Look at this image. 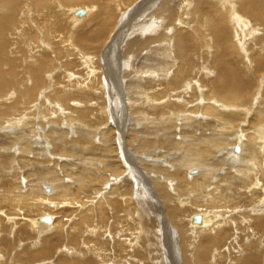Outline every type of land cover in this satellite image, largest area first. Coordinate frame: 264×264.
<instances>
[{
    "label": "bare ground",
    "instance_id": "1",
    "mask_svg": "<svg viewBox=\"0 0 264 264\" xmlns=\"http://www.w3.org/2000/svg\"><path fill=\"white\" fill-rule=\"evenodd\" d=\"M33 1L37 12L42 15L45 20L49 22V18H54L56 20L53 26L54 34H60L64 26L68 28L63 18L62 20L57 18L58 16L54 17V14L60 11L58 5L61 6L74 1L78 3H82L83 1L84 3L96 5L95 12H97V16L94 18L92 24V28L94 27V40L102 36L103 31L101 30L109 18L108 14L112 12L110 6H105L108 0H58V3L53 0ZM122 1L124 2V0ZM152 1L153 0H143L141 5L146 7V5L150 4ZM130 2L132 3V1ZM134 2H136V0ZM20 9H23L21 0H0V139L7 143L6 147L9 149V152L5 153L4 156L10 157L9 160H13L14 162V159L17 157L18 165H24V168L29 167L33 169L36 164L38 169H40L38 180L44 183L38 185L26 178L24 179L25 183L21 185V179L9 175V169L7 168L6 173L10 178H14L13 182L12 179L9 180L7 192L11 193L14 188L22 192H28L29 194L38 191L40 195L36 196V199L26 204V206H24L22 202L16 200H13V204L17 205L16 208L25 207V209L27 208L28 210H33L41 206L49 209L50 205H52L51 208L57 206L55 202H52L54 197H61V199L69 201L68 197L78 196L75 192H87L86 188H89V182V190H94L99 194L100 187L104 186L105 183H108L110 180L113 183L118 181L116 179L122 174L123 162L121 163L118 159L115 148L107 143L110 134L109 128L106 127V129H101L99 131L96 126L93 130V136L85 134L84 128L78 129V131H76L75 128L72 131H66L71 121L77 119V117L90 118V115L87 114L82 107L80 109L71 107L74 98H78L79 102L82 101V103L88 100H82L84 97L81 99V96L77 97L75 94H71L72 90L68 86H65L64 83L58 84L59 81L55 80V82L58 81V86H56L58 90L45 97L48 103L53 102L52 110L54 112V117H47L43 102L39 104L40 107H38L39 105L37 106L38 110L33 106V101H36V98L40 97L42 94L37 96L38 90L44 86L45 70L43 69V64L37 61L25 64L22 70V77L15 74L17 60L10 57L16 50H19L18 46H20L21 41L26 42V38H21V36L23 33L27 32L24 30L20 33V31L17 30L20 21ZM160 9L169 17L167 18L168 22H165V20L162 22L164 28L169 30L168 33L166 34L165 32L164 35L158 34V36L152 34L144 36L141 41L136 40V38L131 40L132 47L135 51H139L143 49V47L148 48L153 44H157L161 46L157 49H151V47L147 49L150 56H153V53H155L154 55L159 54L164 58H171V61L164 62L161 60L157 64V68L163 73L164 80L158 81L157 79L156 81L158 82L155 83V85L153 84L154 86H150L148 83L149 87L153 88L150 94H148L149 98L147 102H152L148 110L156 116L155 118L157 120H155V122L151 121L149 115L142 114V107L140 104L138 106L136 103H133V99H128V101H130V117L126 114L124 108H122L120 109V116L113 120V124H115V127H118L120 131L124 130L123 134L120 132V137L125 136L128 152L131 155L129 158L130 164L133 163H131V161L134 159L136 161V165H133V167L130 166V172L134 174L138 173L142 177V181L138 179V184L140 185V191H137L138 194L140 193L141 195L142 193V196H145L141 190V185L145 179L149 178L152 183L149 189L152 188L151 191L154 192L156 201L160 203L159 209L163 210V214L166 217L163 218L162 216V220L165 221V219L167 220L170 218L175 221L180 219L181 211L187 214L186 212L188 210L186 211L184 209L187 206H189V211H191L190 208L198 211L195 212V216H191V214L188 216L187 214L183 220L184 222L186 220L192 221L191 224L197 225L195 230H199V235L197 236L198 239H200V244L192 248L190 257L186 255V259L182 260V264H192V256L197 259V264H209L207 259L212 249L210 237L212 232L210 233L208 229L211 225H213V227L216 226L217 231H214V233L217 232L216 236L220 239L227 238L231 235V232L229 233V230L225 229V227L229 225L225 220L234 222L225 217L224 212L228 210L227 208H224L222 212L219 213L217 212L219 210L215 209V207L217 204L224 206L225 201L232 202L235 200L234 197H227L228 191L233 194L232 183L227 182L230 177H222L223 175L221 174H223V171L221 173L215 172L212 168L226 165L229 170L233 167L232 169L236 175L240 176L242 173L241 170L247 168H237L235 166H237L239 162L244 164L245 157L249 156L250 152L254 156L253 160L258 159L256 155L258 150H260V155L264 164V108H261L264 107V0H179L178 2H176V0H168L166 4L163 2L160 3ZM77 11H82V15L78 16L76 14ZM37 12H35V14ZM87 12H85V10L76 9L73 11V16L81 18L87 15ZM147 13H149V11H146L145 14ZM124 16L123 19H125ZM154 18L156 19V16L153 13L149 20L142 23V25L144 24L146 26L143 31L154 30V32H156L157 29L161 28V23L155 24L156 21H154ZM41 20L44 21L45 24L46 21L43 19ZM108 20L110 22V19ZM76 22L79 23L81 21ZM46 25H43V28L49 27ZM9 32L12 33L10 34L12 38L9 39L13 40L12 44L15 45L14 49L8 47ZM53 32H51V34ZM134 32L135 31H133L131 27L127 29L129 37H131V34ZM17 39L18 41H16ZM49 39L51 40V37ZM61 39L63 40L62 37ZM76 39V46H79L78 43H84L83 45H85L92 40L87 37L82 39L81 33L76 35ZM58 40H60V38ZM44 46H46V44H44ZM55 47L57 48V45ZM37 51L39 54L38 56H40L42 49L39 48ZM153 57L156 58L158 55ZM32 60L33 59H31V61ZM155 60L157 61V59ZM175 61L177 62L176 66ZM128 65L131 67L130 64ZM116 67H119V65H116ZM171 68H175V70H170ZM76 73L77 72H75L74 75ZM79 73L83 75L84 72ZM60 74L61 73L58 75ZM66 75L63 74L62 76ZM97 75H94L88 81L92 82L97 78ZM115 75L113 71L111 77L114 83V90L112 91V88H110L114 96L113 101L116 97L120 98L123 94V91L119 88L121 87L123 77H116ZM149 75L153 77L151 72ZM256 75L261 77H259L261 83L257 88V93L254 95L251 105L258 104L255 117L260 121L252 128L254 130V136H250V140L245 142L246 138L244 134H242L244 130H242V128H247V126H245L246 123H243L245 120V116L243 117V115H246V111L249 107L245 108L247 104L244 103V100L250 95L254 88L250 79H253ZM20 79L25 80L26 83L30 84V87L26 85L19 87L17 81ZM80 79H82V77H80ZM83 81L84 79L82 82ZM97 82L96 84H99ZM137 82H141L140 79ZM81 85H79V87ZM92 85L94 86L95 83ZM97 86L95 88L92 87V89L95 90L99 87ZM5 88H8V90ZM7 91H13L12 99H9L10 96ZM252 95L249 97L252 98ZM17 100L31 103L27 106L28 108L25 109ZM61 103L66 104V107L70 109H62V114L60 116L59 109H57L56 106H60L61 109ZM74 105L78 106L76 101H74ZM37 111L38 117H36L37 121L35 122V112ZM55 114H57V117ZM160 116L165 119L167 124L162 131L163 133L158 132V129L162 128V125L159 124V121H162ZM63 119L67 122L66 127L62 126ZM47 121H50V123L54 125H58L60 129L45 127L44 125ZM176 125L179 130L177 138L174 137L175 130L173 132L170 130L171 127H173L171 129H175L174 126L176 127ZM258 125L260 126L258 127ZM40 126L43 128H39ZM112 127L114 126L112 125ZM258 129L257 135L260 140L256 138L255 130ZM244 132L246 133L247 131L244 130ZM237 135L239 136L237 137ZM187 141L189 142L185 147ZM181 145L184 146V150L180 152V157L173 156L174 146L178 149ZM251 146H253L254 149H252ZM41 152L42 155L39 156ZM169 154H172V159L169 157ZM30 155H32V158H29ZM66 158L69 159V164L61 162V160ZM59 162L62 164V170L64 169V176L66 177L67 175L69 177L70 183L64 184L63 179L55 172L56 167L59 166ZM40 165L42 167H40ZM253 166L254 165L251 167ZM17 167L18 166L13 167L14 173H16L15 169H17ZM189 167H193L194 171L199 172L194 175H189L186 178ZM255 167L256 166H254V168ZM261 167V175L264 177V166L261 165ZM171 169L172 171H170ZM249 170L251 171V169L248 168V172ZM142 172H146L147 176H143ZM152 174H154L153 177L151 176ZM46 177L48 178L47 182L44 180ZM230 179H232V181L238 180L237 178L233 179V177ZM223 180H226L227 187H224L225 185L223 186ZM263 185L264 182H262V185L256 182L246 194L251 197L255 196L257 191H259L263 196ZM47 187H52V195H47L46 193L45 196L41 195L42 190ZM111 193L114 194L115 197H121H119V190L115 188L113 184L110 187V194ZM126 198L127 200L125 203H121L120 200H114L112 202V205L124 211L123 216L119 217L115 215L114 217L116 225L112 233L115 235H117L116 233L121 236L124 235L123 229H128L132 235L134 232V222L132 223L128 217V213L130 212L129 206L131 204L129 203L130 196L127 195ZM4 201H7V199H4ZM260 204L257 208H253L254 212L261 213L264 209L262 208L264 202H262L263 205L260 206ZM125 207L126 210L124 209ZM230 209L232 210V208ZM247 213L236 214L233 217H237L235 221L238 220L239 217L250 218L251 212ZM93 214L94 218H97L96 224L92 229L95 238H87L84 231V221L79 217V220L74 224L75 234L70 237L69 250H72V253H77L79 256L81 252L87 251V243L92 242L93 244L90 243V245H88L91 251L97 253L100 262H106L107 259L103 260V258L100 257L102 255V249L100 247H102L101 245L104 246L107 244L106 242L108 241L107 238L101 237L103 234L101 232L102 230H100L103 229L102 225L105 222L106 212L102 210V205L100 204L97 212ZM43 215L44 216L39 220H30L31 227L39 229V232L41 231L42 233L51 229V233H53L54 237L56 236L59 239H63V234L59 230L54 233L55 227H49L52 225L50 218L46 217L47 215L45 213ZM156 216H158V214ZM127 217L129 218V223L126 225L125 220ZM138 218H140V216ZM194 218H196V220H194ZM254 219L256 224H264V218L256 217ZM216 220L217 223H214ZM27 221L29 222V220ZM130 222L132 224H130ZM97 224L100 225L97 226ZM244 230L245 229H243V231ZM248 230L249 228L246 231ZM103 231L106 232L105 230ZM179 231L182 237H187V233L183 231L182 228ZM181 241L184 242L183 239ZM232 241L234 242V240ZM43 242L45 246L42 248V251L25 254L26 257L24 258V262L26 264H31L34 260H37L38 257H49L51 255L56 240L50 243L49 239H46ZM182 245L183 243L180 244V247H182ZM250 246H253V243ZM259 247L260 246H258V248ZM117 249L119 252L125 253L124 255L127 254V256L129 255L136 259H138L140 254V250L137 249V247L134 248L132 254L131 251L129 253L128 249L126 250L121 245L118 246ZM262 249L264 250V248ZM192 251H194V254H192ZM220 253L222 252L220 251ZM66 256H68V254H66ZM118 256L119 255H117L115 259L117 263L125 264L124 261L127 262L126 259L120 260L121 258L119 259ZM251 257L250 259H252ZM142 258L143 256H141L140 261ZM60 261L61 264H67V260L64 257ZM140 261L135 260L134 262L130 261V263L140 264ZM241 263L256 264L246 259L242 260Z\"/></svg>",
    "mask_w": 264,
    "mask_h": 264
},
{
    "label": "rangeland",
    "instance_id": "2",
    "mask_svg": "<svg viewBox=\"0 0 264 264\" xmlns=\"http://www.w3.org/2000/svg\"><path fill=\"white\" fill-rule=\"evenodd\" d=\"M21 1H22L23 9H20V13H19L20 21L17 30L20 31V33L23 32L24 30L27 31L23 33L21 36V38L23 37L26 38V42L21 41L20 46L17 45L19 47V50H16L15 53L11 54L10 58L17 60V69L15 70V74H17L19 77L23 76L22 70L25 67V64H30L37 61L43 64V69L45 70L44 86L41 87L37 93L38 94L37 96H40V94L42 93L41 96L36 98V101L32 100L33 106L37 108V106L41 102H43L45 105L44 108L47 117L49 116L54 117V112L52 110L53 102L48 103V100H46L45 97L48 94H51L52 92L58 90L56 86H58V84L60 83L61 84L64 83L65 86H68L72 90L71 94H75L77 97L81 96V99L84 97L82 100L85 99L88 100L89 102L86 101L85 103L84 102L82 103L81 100H80L81 102H79L78 98H74L71 107L76 109H80L82 107L84 111L90 115V118L77 117V119L70 122V126L67 127L66 131L68 130L72 131L74 128L76 129V131H78V129L80 130L84 128L85 134L89 136H93V130L96 126L98 127L99 131L101 129H106V127L109 128L110 134L108 136L107 143L115 148L118 159L121 161V163L123 162L122 163L123 170H122V174L118 177V179H116L118 181L116 183H113L110 180L108 183H105L104 186L100 187L99 194L94 190H89L90 182L88 181L89 188H86L87 192H82V191L75 192L76 194H78V196L75 195L72 197H68L69 201L61 199V197H54L52 202H55L57 204L55 208H51L52 205L49 206V209H47L44 206L37 207L36 209L33 210H28L27 208L25 209V207L16 208L17 205L13 204V200L22 202L24 206H26V204L33 202L36 199V196L40 195V193L38 191H34L32 194H29L28 192L19 191L17 188L12 189L11 193L7 192V188L9 187L8 186L9 180L12 179L13 182L14 179L12 177L10 178L9 175H13L15 178L21 179L20 180L21 185L25 183L24 179L26 178L30 179L31 182H34L35 184L38 185L44 182H39L38 180L40 169H38L36 164L34 165L33 169H30L29 167L24 168L23 167L24 165L21 166L18 165L16 156H15L16 158L14 159L15 162L13 160L10 161L9 160L10 157L4 156L5 153L9 152V149H7L6 147L7 143H5L4 140L0 139V186H1L0 187V264H26L24 262V258L26 257L25 254L42 251V248L45 246L43 245L44 243L43 241H45L46 239H49L50 243L56 240V243L54 244L55 246L53 245L51 255L49 257H38L37 260H34L31 264H61L60 260L63 257L66 258L67 264H80V262L81 264H120L115 261L117 255H119L118 256L119 259L121 258L120 260H124V259L127 260V262L124 261L125 264H128V262L129 264H131L130 261L133 262L135 260L140 261L141 256H143V258L141 259L140 264H182V260L186 259V255L187 257H190V252L192 248L200 244V239H198L197 236L199 235L198 234L199 230H195L197 225L191 224L192 221L190 222L189 220H188L189 222L186 220L185 223L183 220L187 216V214L188 216L190 214L191 216L192 215L195 216V212L198 211L192 208H190L191 211H189V206H187L186 208H184L186 211L188 210L186 212L187 214H184L183 211H181L180 219H177L175 221L170 218H168L167 220L165 219V221L162 220V216L163 218L166 217L163 214L164 213L163 210L159 209L160 203L156 201V196L154 192L151 191L152 188L149 189V187H151L152 185L151 180H149V178L145 179L141 185L142 186L141 190L143 191V195L145 196H142V193L141 195L140 193L138 194L137 191L138 190L140 191V185L138 184V179L142 181V177L138 173H136L137 174L136 175L130 172L131 169L130 166L133 167V165H136V161L134 159L133 161H131V163L132 162L133 163L130 164L129 158L131 157V155L128 152L125 136L120 137V132L123 134L124 130L120 131L119 128L115 127V124H113V120L120 116V109L122 108H124L126 114L130 117V111H129L130 101H128V99L130 100L133 99L134 100L133 103H136L138 106L140 104V106L142 107L141 110L142 114L149 115L151 121L155 122V120H157L155 118L156 116H154L152 112L148 110L149 105L152 103L151 101L147 102V99L149 98L148 94H150V91L153 90V88H150L149 85L154 86L155 83H157L158 81L164 80L163 73L161 72L160 69L157 68V64L161 60L164 62L171 61V58L169 57L164 58L159 54H156L158 55V57L154 58L153 56H156L154 55L155 53H153V56H150L147 49L150 47L151 49H157L161 46L157 44H153L148 48L143 47V49L139 51H135L134 48L132 47L131 40H134L136 38V40L141 41L143 40L144 36H148L151 34L158 36V34L164 35L165 32L166 34L168 33L169 30L167 28H164L162 22L164 20L165 22H168L167 18L169 17L166 14H164V12L161 11L160 9V3L163 2L166 4L168 0H161V1L153 0L150 4H148L149 6L146 5V7L141 5L142 4L141 2H143V0H136V2H134L135 0H124L125 3L122 0L106 1L105 6H110L111 7L110 9H112V12L108 14L109 16L108 19H110V22L107 19V22H109L110 24L106 22V24L103 26L101 30L103 31V34L97 40L93 39L94 27L92 28L93 20L97 16V12H95L96 5H93L91 3H84L83 1L82 3H78L77 1H74L61 6L58 5V9H60V11L58 12L59 14L58 13L54 14V17L58 16L57 18L60 19L63 18L64 22H66L68 26V28L64 26L61 29V33L63 35L62 36L61 33L54 34L53 32L54 31L53 26L56 20L53 18L54 19L53 21V19L49 18L50 22L53 24L45 20L44 17L37 12L33 0L30 1L21 0ZM53 1H55L56 3L59 2L58 0H53ZM130 1H132V3ZM178 1L179 0H176V2ZM26 4H28L29 6ZM76 9L85 10V12L88 11L87 15H84L81 18H76L75 16H73V11ZM146 11H149V13L145 14ZM35 12H37L38 14L37 13L35 14ZM153 13L156 16V19L154 18V21H156L155 24L161 23V28L157 29L156 32H154V30L143 31V29H145L146 26L144 24L142 25V23L144 21L146 22L147 20H149V18ZM123 16L126 20L123 19ZM41 19L46 21L45 24L44 21H42ZM76 21H81V22L78 23ZM48 22L51 26L48 24ZM43 25L49 27L43 28ZM41 27L43 28V30ZM130 27L133 28V31H135L134 33L131 34V37H129V35L127 34V29ZM51 32L53 33L51 34ZM78 33L82 34V39L87 37L92 39L91 40L92 42L91 41L87 42L85 45H83L84 43L81 44L78 43L79 46H76L77 45L76 35ZM10 34L12 33L9 32L8 39L12 38V36L10 37ZM55 36H57L58 38ZM60 36L63 38V40L61 39ZM50 37L51 40L49 39ZM59 38L60 40H58ZM52 40L54 42L56 41L57 43L55 42L56 43L55 44ZM16 41H18V39ZM12 42L13 40L9 39L8 47L9 48L12 47V49H14L15 45L12 44ZM44 44H46V46H44ZM56 45L57 48L55 47ZM39 48L42 49L40 56H38L39 54L37 51V49ZM31 59L33 60L31 61ZM155 59H157V61ZM176 63L177 62L175 61V66ZM128 64H130L131 67H129ZM116 65H119V67H116ZM153 65L156 66L154 67ZM170 70H175V68L174 69L171 68ZM113 71L115 72L116 77L118 76L123 77L121 81V87H119L123 91V94L120 98L116 97L114 101H113L114 96L112 92L114 90V83L111 77ZM75 72H77L78 75L77 73L74 75ZM79 72L82 73L84 72V73L82 75ZM150 72L152 73L153 77L149 75ZM59 73L61 74L58 75ZM63 74L64 75L67 74V75L62 76ZM94 75L95 76L97 75V78L93 80L95 83V85L93 86L92 85L94 84L93 81L89 82L88 80ZM80 77H82V79H80ZM255 77L253 79H250V81L254 85V88L249 95L251 96L253 93L252 98L248 96L244 100V103L247 104V107L245 108L249 107L246 111V115H243V117L245 116L244 117L245 120L243 121V123H246L245 126H247V128H242V130L244 129L245 131H247L245 133L243 130L242 133L246 138L245 142H248L250 140V136L251 137L254 136V130L252 128H254L256 124L260 121L259 119H256L257 117H255V111H257L256 109L258 104L251 105V103L253 102L254 95H256L257 93V88L261 83L260 82L261 77L258 75H256ZM78 79L81 82L84 79L85 82L83 81L81 83ZM139 79L141 82H137L139 81ZM157 79L158 81H156ZM55 80H58L59 82L58 81L55 82ZM96 82L99 84H96ZM17 83L19 87H22L23 85L30 87V84L26 83V81L23 79L18 80ZM79 85L81 86L79 87ZM96 86L98 88H96L95 90L92 89V87L95 88ZM110 88H112L111 89L112 91L110 90ZM5 89L8 90V88ZM87 90H89L90 92ZM7 92H9L8 95L10 96L7 97H9V99H12L13 91H7ZM263 98H264V91H263ZM74 101L77 102L78 106L74 105ZM17 102H19V104L22 105L23 108L25 109H27L28 108L27 106H29L31 103V102L19 101V100H17ZM60 105H61V109L60 106L59 107L56 106V107L57 109H59V114L61 116L62 109L66 108L69 110L70 108H67L66 104L64 103H61ZM38 107H40V105ZM55 115L57 117V114ZM36 117H38V111L35 112V119H34L35 122L37 121ZM160 119H162V121L160 120L159 124L162 125V128L158 129V132L163 133L162 131L163 129H165L167 124L163 117L160 116ZM112 125L114 127H112ZM44 126L45 127L47 126L49 128L55 127L60 129L58 125H54L50 123V121H47ZM62 126L63 127L67 126V122L65 119H63ZM259 126L260 125H258V127ZM39 128H43V127L40 126ZM171 128L170 130H172V132L175 130L174 137L177 138L179 131L177 129V125L176 127L174 126L175 129H171ZM255 131H256V138L260 140L257 135L259 129ZM238 136L239 135H237V137ZM121 138L124 140H122ZM89 139L93 140L92 138ZM188 142L189 141L185 143V147L187 146ZM251 148L254 149L253 146H251ZM173 150H174L173 156L180 157V152L184 150V146L181 145L179 146L178 149L177 147L174 146ZM260 154H261L260 150H258L256 152L258 159L253 160L254 156L250 152L249 156L245 157L244 164L239 162L238 165L235 166L237 168H247L244 169L245 171L241 170L242 176L241 175L237 176L234 170L232 169L233 167L229 170L228 166L226 165H221L212 168L213 171L215 172L221 173L223 171V174H221L223 175L222 177L225 176L226 178L233 177V179L237 178L238 180L232 181V179L230 178L229 180H227V182H231L233 186V194H231L230 191H228L227 197L229 196L234 197L235 200H233L232 202L225 201V203L223 202L224 206H222L221 204H217V206L215 207V209L219 210L217 211L219 213H221L224 208L228 209L224 212V215L225 217H227V219L229 220L231 219L234 222H229L228 220H225L227 224L229 223V225L226 224L227 226L225 227V229L229 230V233L231 232V235L227 238L220 239L216 236L217 232L214 233V231H217L216 226H214L215 227L214 228L213 225H211L210 227L211 229L207 228L210 233L212 232L210 234L212 241L211 243L212 249L211 252L209 253L210 258L208 256L207 259L209 264H242L241 261L244 259L251 260L256 264H264V250L262 249L264 248L263 247L264 224H256L254 222L255 220L254 218L256 217L264 218V209L261 211V213H257L253 211V208L254 207L257 208V206H259L260 203H261L260 206L263 205L262 202H264V195L262 196L261 192L259 191H257L255 196H251V197L246 194V192L250 191L251 187L256 182L260 183L261 185L262 182H264V177L261 175V171H262L261 165L264 166V164ZM2 155L4 158L2 157ZM41 155L42 152L39 153V156ZM114 155L116 156L115 153ZM171 155L172 154H169L170 158ZM29 158H32V155H30ZM61 162L65 164H69V159L67 158L63 159L61 160ZM61 162H59V166L56 167L55 172L63 179L64 184L70 183L69 177L67 175L66 177L64 176V171H63L64 169L62 170ZM252 165L256 167L255 168L254 166L251 167ZM16 166L18 167L17 169H15L16 173H14L13 167ZM40 167L42 166L40 165ZM7 168L9 169L8 171V173H10L9 175L6 173ZM248 168L251 169V171L249 170L248 172ZM170 171H172V169ZM198 172L199 171H194L193 167H189L186 173V178L189 175H194ZM142 174L145 177L147 176L146 172H142ZM151 176L153 177L154 174H152ZM44 180L47 182L48 178L46 177ZM223 182H224L223 186L225 185L224 187H227L226 180L225 181L223 180ZM112 184L115 185V188L119 190V197L121 196L120 198L115 197L114 194L112 193L110 194V187ZM51 188L52 187L44 188L41 192V195L44 196L46 194L52 195ZM127 195L130 196L129 203H131L129 206L130 212L128 213L129 214L128 217L130 218V221L132 223L134 222L135 225L134 232L132 235L130 234V231L128 229H123L124 235L121 236L118 233H116L117 235H119L118 237H116L117 235L112 233V230L116 225L114 221V217L115 215L119 217L123 216L124 211L123 209H119L114 205H112V202L114 200H118V201L120 200L121 203H125L127 200L126 198ZM4 199H7V201H4ZM100 204L102 205V210L106 212L105 222L102 225L103 229H100L102 230L101 232L103 234L101 235V237L107 238L108 240L106 242L107 244H105L104 246L101 245L103 248L100 247L102 249L101 252L102 255L100 257H102L103 260L107 259L106 262H100V259L97 257V253H95V251L94 252L91 251V248L88 245H90V243L93 244L92 242L87 243V249H86L87 251L81 252L79 256L77 255V253H72V250H69L70 247L69 242L71 241L70 237L75 234L74 224L79 220V217H81L82 220L84 221V227H85L84 231H85V235H87V238L89 239L95 238V234H93L92 229L96 224L97 218L96 219L94 218L93 213L97 212ZM230 208H232L233 212ZM262 208H264V205ZM124 209L126 210V207ZM247 212H251L250 218L239 217L238 220L235 221L237 217H233L234 215L240 213H247ZM44 213L47 215L45 216L50 218V220L52 221V225L49 227L50 228H52V226L55 227L54 233H56L59 230L63 234V239H59L56 236L54 237L53 233H51V229H48L45 233L44 232L42 233L41 231L39 232V229L36 228L34 229L31 227L30 220L31 221L32 219L39 220L44 216L43 215ZM157 214L158 216H156ZM137 216L138 217L140 216L141 219L138 218ZM128 217L125 220L126 225L129 223ZM27 220H29V222ZM131 222L130 224H132ZM138 223L139 224L143 223V224L139 225ZM214 223H217V220ZM99 225L100 224H97V226ZM181 228L183 231L187 233L186 238L180 235L179 230ZM248 228L249 230L246 231ZM243 229L245 230L243 231ZM103 230H105L106 232H104ZM182 239L184 240V242L181 241ZM232 240H234V242ZM180 242L183 243L182 247H180L181 244ZM252 243L253 246H250L252 245ZM120 245L124 247L126 250L128 249L129 253L131 251V254L134 248L137 247V249L140 250L138 259L133 258L129 255L127 256V254L124 255L125 253L119 252L117 248ZM258 246L260 247L258 248ZM233 249L235 250L237 249V250L235 251ZM238 250L240 253L238 252ZM220 251L222 253H220ZM66 254H68V256H66ZM192 254H194V251H192ZM250 257L252 259H250ZM191 261L192 264H197V259H195L194 256H192Z\"/></svg>",
    "mask_w": 264,
    "mask_h": 264
},
{
    "label": "water",
    "instance_id": "3",
    "mask_svg": "<svg viewBox=\"0 0 264 264\" xmlns=\"http://www.w3.org/2000/svg\"><path fill=\"white\" fill-rule=\"evenodd\" d=\"M78 16H81L82 15V11H77L76 13ZM194 220H196V218H194Z\"/></svg>",
    "mask_w": 264,
    "mask_h": 264
}]
</instances>
